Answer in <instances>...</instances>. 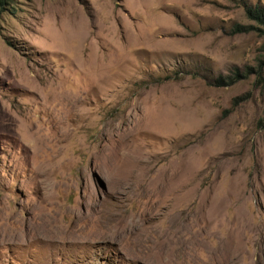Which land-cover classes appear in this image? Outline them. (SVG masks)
I'll use <instances>...</instances> for the list:
<instances>
[{
    "label": "rangeland",
    "instance_id": "374dc122",
    "mask_svg": "<svg viewBox=\"0 0 264 264\" xmlns=\"http://www.w3.org/2000/svg\"><path fill=\"white\" fill-rule=\"evenodd\" d=\"M255 4L4 5L0 264H264Z\"/></svg>",
    "mask_w": 264,
    "mask_h": 264
},
{
    "label": "trees",
    "instance_id": "16d2710c",
    "mask_svg": "<svg viewBox=\"0 0 264 264\" xmlns=\"http://www.w3.org/2000/svg\"><path fill=\"white\" fill-rule=\"evenodd\" d=\"M80 1V0H79ZM11 0H0V12L5 7L4 5H9ZM245 14L246 16L257 22L258 24L264 26V5L255 4V5H245Z\"/></svg>",
    "mask_w": 264,
    "mask_h": 264
},
{
    "label": "bare ground",
    "instance_id": "6f19581e",
    "mask_svg": "<svg viewBox=\"0 0 264 264\" xmlns=\"http://www.w3.org/2000/svg\"><path fill=\"white\" fill-rule=\"evenodd\" d=\"M167 190V189H166Z\"/></svg>",
    "mask_w": 264,
    "mask_h": 264
}]
</instances>
